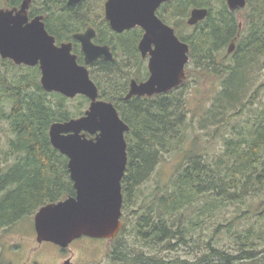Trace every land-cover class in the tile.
Wrapping results in <instances>:
<instances>
[{"label":"trees","instance_id":"trees-1","mask_svg":"<svg viewBox=\"0 0 264 264\" xmlns=\"http://www.w3.org/2000/svg\"><path fill=\"white\" fill-rule=\"evenodd\" d=\"M47 1L59 6L55 19L51 6L43 8L49 22L68 25L72 32L85 24L84 19L64 13L62 0ZM220 2L222 8L215 13L206 0L183 2L171 8L166 18L175 26L182 23L176 32L190 47V66L199 74L218 76L221 82L203 119L198 120L200 130L215 127L222 138L221 151L211 160L197 145L195 114L188 117L183 91L187 82L155 98L125 100L127 86L118 77V64H105L102 79L90 72L99 97L111 102L129 127L124 135L127 166L121 181V218L125 222L114 239L113 264H264V108L237 120L264 86L259 84L260 72L264 73V0L246 1L241 29L234 12ZM20 3L0 0V6L8 9L18 8ZM192 7L208 8L207 18L194 28L184 23L183 10ZM184 28L191 32L183 34ZM70 34L64 32L63 36L69 40ZM131 34L122 36L129 40ZM232 41L235 50L220 57ZM129 48L134 49L123 50ZM229 59L230 64L225 65ZM38 80L37 68L0 58V232L43 206L75 195L68 159L51 145L49 129L55 122L82 116L89 101L77 96L79 110L72 112L68 98L45 92ZM252 90L255 93L250 96ZM247 95L250 99L243 103ZM164 154L178 157L174 178L170 187L156 188L147 202L135 189L151 177ZM229 207L230 219L225 220L226 225L214 227L199 258L168 259L159 254L161 247L172 251L174 245H188L192 230L205 215ZM189 212L195 213V222L187 219ZM128 228L138 250L128 248L122 238ZM221 229L230 235L228 248L214 246Z\"/></svg>","mask_w":264,"mask_h":264},{"label":"water","instance_id":"water-1","mask_svg":"<svg viewBox=\"0 0 264 264\" xmlns=\"http://www.w3.org/2000/svg\"><path fill=\"white\" fill-rule=\"evenodd\" d=\"M81 1L69 0L68 5ZM168 1L175 0H107L104 4L105 18L113 31L120 33L135 27L144 31L138 49L142 57L150 55L148 80L132 81L126 100L165 94L186 81L189 47L155 14ZM224 1L230 12L246 5V0ZM30 3L31 0H23L18 8L0 9V58L15 65L39 64L45 92L66 98L84 96L90 102L83 116L50 126V143L68 159L75 195L43 206L34 214L36 241L66 249L81 237L113 240L123 227L121 181L127 166L124 135L129 127L112 103L99 99L88 70L78 65L71 54V45L56 46L41 17L29 21ZM207 15V9H194L187 24L193 26ZM93 37L94 31L90 29L74 35L81 43L85 65L96 60L112 61L109 48L94 45ZM234 50L235 44L231 42L227 53Z\"/></svg>","mask_w":264,"mask_h":264},{"label":"rangeland","instance_id":"rangeland-1","mask_svg":"<svg viewBox=\"0 0 264 264\" xmlns=\"http://www.w3.org/2000/svg\"><path fill=\"white\" fill-rule=\"evenodd\" d=\"M104 1V0H103ZM102 0H86L85 8L90 13L86 14L91 20L90 23H93L96 19H100L103 16V12L100 10ZM190 0H184V4H187ZM199 1V0H198ZM209 2L212 8V12L220 10L222 7L220 5V0H206ZM0 9H5L0 6ZM244 9V8H243ZM242 10V9H240ZM186 14V19L189 16V9L183 10ZM235 16L238 19L239 26L242 28L243 15L244 11L234 12ZM182 26V25H181ZM183 34H189L191 32L190 28H184L181 30ZM224 49L219 53L222 58L230 56L227 53L229 44L225 45ZM120 58V55H119ZM118 58V60H119ZM132 57L121 58L119 60V65L123 66V69L119 70L118 77L121 76V73H124L125 76L130 77L131 72L124 68L123 61L128 62ZM230 59L228 63L230 64ZM132 63V61L130 62ZM135 65H129L127 67H134ZM187 85L183 90L186 97L188 106L186 107L188 112L189 119L195 114V136L197 137V145L199 150L206 154V156L211 160L214 156L220 153L222 138L218 135L217 129L215 127H210L208 130H200L198 127V120H202L204 115L202 114L206 107L210 105L215 93L221 89V82L219 77H214L211 75H206L202 72L199 74L196 71V68L188 66L186 72ZM259 84H264V73L260 72ZM123 80V79H122ZM39 82V80H38ZM255 88V87H254ZM255 92L252 90L249 95L251 96ZM250 96L247 95L243 103H247L250 99ZM125 98V97H124ZM68 107L72 112H77L79 109L77 107V97L68 98ZM101 99V98H100ZM188 99L190 101H188ZM89 107V103L84 111ZM264 108V86L256 92L253 105L248 106V109L245 110L243 116L237 120H241L249 115L254 109L261 110ZM84 113V112H83ZM234 121L229 122L227 131H230L231 125ZM231 124V125H230ZM224 131V130H223ZM193 134V133H192ZM192 141L191 139H189ZM178 157L176 155H167L164 154L160 164L156 167V170L151 175V177L138 189H135V194L142 195V198L147 200V196H152L155 193V189L170 187L171 181L174 178V170L178 164ZM148 202V200H147ZM33 216L27 217L18 224L2 230L0 232V263L3 264H113L111 260V251L116 242L113 240H103V239H91L88 237H81L71 243L66 249H61L51 243L43 242L38 244L36 241V234L34 231L33 225ZM187 219L190 221H196L195 213H190L187 215ZM230 219V207L216 212H210L205 215L199 223V226L195 227L192 230V237L188 245L176 246L172 251L163 250L164 247H161L159 254L165 256L168 259L172 258H182V260H195L196 257H200L204 251V241H208L211 236L214 227L223 223L226 225L225 220ZM122 222L123 219L121 218ZM122 238H125V244L128 248L132 249L133 246H136V250L139 249L137 242L134 238L131 237L129 228L126 229ZM215 247L228 248L230 247V235L226 233L224 229H221L219 234L214 237Z\"/></svg>","mask_w":264,"mask_h":264},{"label":"flooded vegetation","instance_id":"flooded-vegetation-1","mask_svg":"<svg viewBox=\"0 0 264 264\" xmlns=\"http://www.w3.org/2000/svg\"><path fill=\"white\" fill-rule=\"evenodd\" d=\"M22 1L23 0H21V3H22ZM68 1L69 0H62L61 1V5L63 6L64 13H67L68 15H73V17H75L76 19L78 18V20L81 18V19H84V21H86L85 24L80 25L78 27V29L75 28V32H72L70 30L68 31L67 30L68 25H64V26L60 27V26H56L52 22L48 21V17L45 16L44 14H42L43 8H48L49 6H51L52 12L54 15V19H55L56 15H57L56 11L59 10V6L57 3H53V2H49V1L46 2V0H31V3L29 5V9H28L29 21H31L32 19H34L36 17H41L42 18L41 21L44 24L46 32L51 37L54 38L56 46L59 47L62 44H70L71 45V54L76 57L77 64L82 66V67H86V69L88 70L90 79L93 82H94V80L91 78L90 72H94L95 74L97 73L98 74L97 78L102 79V77L105 75V72L102 69L103 66H106L105 64H107V63L108 64H111V63L116 64V66H117V64L119 65V60L122 57L123 58L132 57L131 58L132 60H128V62L123 61L124 65H125L124 68H126V70L131 72L130 77L125 76L124 73H121V76L119 77V79L124 83V85L127 86V93L124 97L127 96L128 92L130 90V83L132 81H135L136 83H142V82L147 81L149 76H150V73L148 70V62L150 59V55L148 54V55H146V57H142V54L138 49V45H139V43L143 37L144 31L140 27H135V28H132L130 30H125V31L120 32V33L113 31L111 29L108 21L105 18L104 4L106 3L107 0H104V1L102 0L103 4H101V6H100V10L103 12V16L100 19H96L93 23H90L91 20L86 15V14L90 13L85 8L86 0H82L80 3H78L76 5H68ZM183 1L184 0H175V1L164 2L155 11L156 16L164 24H166V25H168L174 29L175 34L178 38H179V35L177 34L176 30L178 27L182 28V26H181L182 23L181 22H180V24L176 23L177 25L175 26L174 24L167 23L166 18L168 16L169 10L175 6H179L180 4L183 3ZM225 4H226V2H225ZM200 8H204V9L208 10L207 7H192L191 9H189L190 10L189 16L187 19L185 17V20H184V23L186 26H188L190 28H194L195 26H197L198 24H200L201 22H203L207 18L206 17L203 21H200L193 26H189L187 24V20L190 17L191 11L194 9H200ZM78 14H80L81 16L77 17ZM74 23H76V22L74 21ZM70 25H73V23H70ZM89 29L94 31V37L92 39L93 44L96 46H100V47H103V46L108 47L110 50V53L112 55V61L96 60L93 63H91L90 65H87V66L85 65V60H84L85 56L82 52L81 43L74 39V35L84 34ZM131 31H135L136 33L131 34ZM64 32L71 33L69 40H66L65 37L63 36ZM124 33H130L132 35V37L129 40L125 39V37L122 36ZM180 41L187 44L185 41H183L181 39H180ZM128 46H133L134 49L129 48L128 51L123 50V47L128 48ZM188 47H189V45H188ZM126 54H129V55H126ZM119 55H120V58H119ZM188 57H189V61H188L187 65L185 66L186 72H187L188 66L190 65V61H191L190 60V47H189ZM118 58H119V60H118ZM131 61H132V63H130ZM132 64H134L135 66L134 67H127V66L132 65ZM119 67H120V70L123 69V66L119 65ZM33 68L38 69L39 84L41 86V83H40L41 70H40L39 64L36 66H33ZM96 70H97V72H96ZM94 84L96 85L95 82H94ZM178 88H176V89H178ZM160 95H163V94L154 95L152 97H137L136 96L135 98H155L156 96H160ZM131 98H134V97H131ZM99 99H100V97H99ZM100 100H102V99H100Z\"/></svg>","mask_w":264,"mask_h":264}]
</instances>
